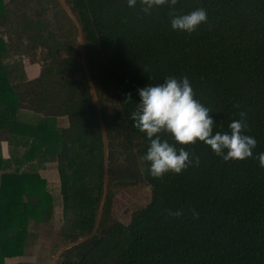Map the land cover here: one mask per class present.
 I'll return each mask as SVG.
<instances>
[{
    "label": "trees",
    "instance_id": "1",
    "mask_svg": "<svg viewBox=\"0 0 264 264\" xmlns=\"http://www.w3.org/2000/svg\"><path fill=\"white\" fill-rule=\"evenodd\" d=\"M65 1L74 18L60 0H0V264H28L36 227L52 219L39 168L53 159L70 244L56 264H264V167L255 158L264 151V0H178L177 14L207 10L192 33L171 29L167 4L145 13L139 0ZM23 61L40 63V74L24 78ZM170 76L189 78L212 109L213 132L245 112L254 155L225 161L201 141L178 144L199 164L150 176L131 112L139 88ZM59 116L66 128L54 127ZM136 185L149 198L124 222L115 199Z\"/></svg>",
    "mask_w": 264,
    "mask_h": 264
},
{
    "label": "clouds",
    "instance_id": "2",
    "mask_svg": "<svg viewBox=\"0 0 264 264\" xmlns=\"http://www.w3.org/2000/svg\"><path fill=\"white\" fill-rule=\"evenodd\" d=\"M138 0H126L133 8ZM178 0H139L145 13L154 7L170 6V27L172 30L192 33L207 21V10L195 8L177 14ZM139 102L131 112L134 127L144 133L147 148L140 157L147 164V171L153 178H162L166 173L179 174L193 163L199 164L200 157L183 146L201 141L223 160L246 159L254 155L257 140L248 135L246 113L240 112V119L229 123L230 131L213 132L212 109L196 98L195 91L187 76H170L157 84L147 83L138 90ZM130 97V95H129ZM259 166L264 167V151L255 156ZM198 216L195 209L191 210ZM168 216L180 217L184 209H168Z\"/></svg>",
    "mask_w": 264,
    "mask_h": 264
},
{
    "label": "rangeland",
    "instance_id": "3",
    "mask_svg": "<svg viewBox=\"0 0 264 264\" xmlns=\"http://www.w3.org/2000/svg\"><path fill=\"white\" fill-rule=\"evenodd\" d=\"M60 1L74 18V15L72 14L71 9L69 5H67L66 1ZM79 40L82 43L81 37H79ZM80 47L83 48L82 46ZM82 61L86 62L84 55L82 56ZM20 72L24 71L20 70L19 73ZM53 191V217L49 222L42 223L36 227L37 236L28 246L27 253L24 258L25 262L28 264H56L60 261L61 254L64 249L70 246V244H68L61 235L64 218L62 215L60 194L58 193L57 189H54ZM148 194V186L145 185H136L123 189L118 193L115 199V215L120 220L127 222L130 219L131 210L146 203L149 198Z\"/></svg>",
    "mask_w": 264,
    "mask_h": 264
},
{
    "label": "crops",
    "instance_id": "4",
    "mask_svg": "<svg viewBox=\"0 0 264 264\" xmlns=\"http://www.w3.org/2000/svg\"><path fill=\"white\" fill-rule=\"evenodd\" d=\"M36 65V66H34ZM24 78L26 77L27 79H33L35 77H37L40 74L41 71V64L38 62L35 63H28L25 62L24 63ZM66 117V119H65ZM60 122V124H59ZM63 122V123H61ZM68 118L67 116H59L56 118L55 122H54V127L56 129L59 128H66L68 126ZM2 150H3V154L5 156H7L9 154V148L8 145L5 141H3L2 143ZM39 171L41 173V175L47 179L48 183H49V187H51L52 189V193L54 194V189L58 190V183H59V173H58V166H57V162L53 159V160H48L44 163L43 166H41L39 168ZM21 260V257H14L9 259V262L12 263H17L18 261Z\"/></svg>",
    "mask_w": 264,
    "mask_h": 264
}]
</instances>
